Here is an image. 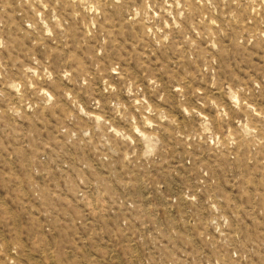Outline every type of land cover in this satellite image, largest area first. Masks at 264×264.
Segmentation results:
<instances>
[{"label": "rangeland", "instance_id": "374dc122", "mask_svg": "<svg viewBox=\"0 0 264 264\" xmlns=\"http://www.w3.org/2000/svg\"><path fill=\"white\" fill-rule=\"evenodd\" d=\"M0 264H264V0H0Z\"/></svg>", "mask_w": 264, "mask_h": 264}]
</instances>
